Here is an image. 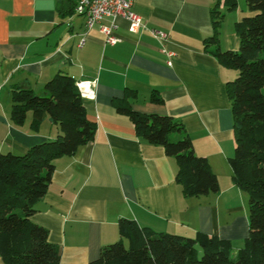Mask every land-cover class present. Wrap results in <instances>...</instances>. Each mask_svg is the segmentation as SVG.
I'll return each mask as SVG.
<instances>
[{
    "label": "crops",
    "instance_id": "crops-1",
    "mask_svg": "<svg viewBox=\"0 0 264 264\" xmlns=\"http://www.w3.org/2000/svg\"><path fill=\"white\" fill-rule=\"evenodd\" d=\"M76 2L0 0V153L22 154L57 134L47 115L37 129L29 114L23 124L13 123L12 86L39 94L56 73L75 82L96 79V97L82 98L95 125L93 136L54 160L48 189L30 220L59 247V264L95 259L103 245L119 239L121 218L155 232L217 236L229 240L235 254L248 233V195L232 181L229 163L234 137L226 83L237 72L218 61L215 43L206 42L215 0H134L132 9L145 27L132 32L126 18H115L114 44L106 43L100 30L111 18L87 28L74 12ZM219 8L218 46L237 50L234 25L241 17L229 18L223 3ZM150 28L168 38L159 41ZM117 101L180 121L194 152L217 176L218 191L185 195L175 181L174 157L139 138L130 117L116 109Z\"/></svg>",
    "mask_w": 264,
    "mask_h": 264
},
{
    "label": "trees",
    "instance_id": "trees-1",
    "mask_svg": "<svg viewBox=\"0 0 264 264\" xmlns=\"http://www.w3.org/2000/svg\"><path fill=\"white\" fill-rule=\"evenodd\" d=\"M221 3L228 10L236 6L235 0H215L210 12L213 32L206 42L215 43L214 55L223 66L237 71L226 83V92L234 137L231 177L248 195V233L242 247L234 254L231 242L217 236L155 232L121 218L119 239L103 245L98 256L85 264H264V0H245L248 13L234 25L237 50L218 46ZM11 94L14 124H23L29 114L32 128L37 129L47 115L57 134L25 153H0V260L3 264H59V247L48 241L47 230L29 216L48 189L54 160L73 154L91 140L95 125L86 117L75 80L65 73L46 81L39 94L17 85L11 87ZM152 99L161 100L155 94ZM116 109L130 117L139 138L162 146L174 157L175 181L185 195L218 191L217 176L207 159L194 152L180 121L169 115L136 112L121 101L116 102Z\"/></svg>",
    "mask_w": 264,
    "mask_h": 264
},
{
    "label": "built area",
    "instance_id": "built-area-1",
    "mask_svg": "<svg viewBox=\"0 0 264 264\" xmlns=\"http://www.w3.org/2000/svg\"><path fill=\"white\" fill-rule=\"evenodd\" d=\"M133 1L134 0H77L74 6V12L83 16L87 28H91L103 17H110L112 20L111 24L101 25L100 30L105 34L106 43L114 44L119 41V38L113 33L115 18H126L130 23L129 30L132 32H136L145 27L142 18L132 9ZM149 31L161 42H164L168 38V34L165 31L155 28H150ZM163 50L165 51V49ZM166 53L168 56L172 55L169 51H166ZM76 86L82 98L94 99L96 97V79L78 81L76 82Z\"/></svg>",
    "mask_w": 264,
    "mask_h": 264
},
{
    "label": "rangeland",
    "instance_id": "rangeland-1",
    "mask_svg": "<svg viewBox=\"0 0 264 264\" xmlns=\"http://www.w3.org/2000/svg\"><path fill=\"white\" fill-rule=\"evenodd\" d=\"M235 1H236V6L232 10H228V9L224 10V12L226 14L229 13V11H231L230 12L231 14L229 15V18H232L234 16V14H237V15L239 14L240 17H242L243 15H246L248 13L247 12V7H246V4H245V0H235ZM124 243H125V245H127V241L125 239H124ZM0 264H2L1 260H0Z\"/></svg>",
    "mask_w": 264,
    "mask_h": 264
},
{
    "label": "water",
    "instance_id": "water-1",
    "mask_svg": "<svg viewBox=\"0 0 264 264\" xmlns=\"http://www.w3.org/2000/svg\"><path fill=\"white\" fill-rule=\"evenodd\" d=\"M237 264H240L239 262H237Z\"/></svg>",
    "mask_w": 264,
    "mask_h": 264
}]
</instances>
